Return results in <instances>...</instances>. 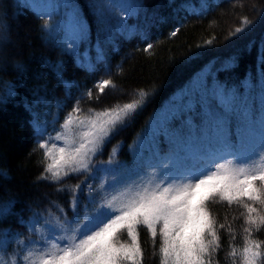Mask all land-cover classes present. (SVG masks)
Listing matches in <instances>:
<instances>
[{
  "label": "snow or ice",
  "instance_id": "6c2138e0",
  "mask_svg": "<svg viewBox=\"0 0 264 264\" xmlns=\"http://www.w3.org/2000/svg\"><path fill=\"white\" fill-rule=\"evenodd\" d=\"M28 6L38 19L45 20L42 28L51 40L59 32L49 23L53 11L67 9L68 20L60 45L76 57L78 67L95 71L91 57L80 55L81 44L91 37L82 9L74 0H60L56 4L50 0H30ZM88 7L101 25L107 23L108 12L119 9L118 30L135 35L134 26L126 21L136 16L144 5L90 0ZM250 23L244 18V26L237 27L233 35L245 31ZM178 31L179 28L173 30L171 35ZM7 33L8 25L0 18V41L7 40ZM152 47L148 44L144 50ZM103 58V48L97 42L96 61ZM237 62L236 56L227 57L216 71H231ZM260 62L264 65V54ZM45 63L53 67L66 95L70 96L74 82L63 79L62 62L54 66ZM17 68L22 70L21 65ZM200 84L195 102L199 106V122L191 115L194 108L191 104L165 117L159 132L166 140V150L160 148L153 133L151 156L138 154L132 167L120 164L116 146L106 161L99 157L111 137L126 127L143 107L147 97L144 90H138L139 99L102 110L90 108L84 112L77 100L59 130L55 123L65 105L57 102L54 134H49L47 121L40 124L39 115L34 112L36 105L48 103L37 89L32 104L26 103L25 107L35 117L34 134L47 136L38 143L45 160L39 178L56 185L58 192L71 193L73 215L70 219L56 201L40 213L33 212L27 220L16 214L27 235L0 230V264H144L142 230L159 264H212L214 254L221 247L218 227L225 228V224L217 226L210 208L217 203L243 209V246L231 248L232 264H237V259L239 264H264V242L253 238V232L264 228V67L255 84L248 80L246 94L219 80L210 88L203 79ZM109 86L115 87L111 79L95 85L100 93ZM257 86L259 109L251 95ZM5 87L0 104L17 95V85ZM86 95L91 98V90ZM139 143L142 146L143 141ZM0 174L3 179H10L7 170H0ZM82 174L98 179L95 184L85 185L86 202L81 206L84 182L75 187L61 182ZM16 202L10 200L0 205V220L11 213ZM228 230L235 239L231 226ZM12 240L16 247L9 251L7 246Z\"/></svg>",
  "mask_w": 264,
  "mask_h": 264
},
{
  "label": "trees",
  "instance_id": "16d2710c",
  "mask_svg": "<svg viewBox=\"0 0 264 264\" xmlns=\"http://www.w3.org/2000/svg\"><path fill=\"white\" fill-rule=\"evenodd\" d=\"M50 2L56 4L60 0ZM74 2L82 9L90 28L91 38L81 44L79 51L81 56H89L95 63L92 72L78 67L76 57L60 45L68 20L67 9L53 11L49 23L59 32L57 38L51 40L42 28L45 20L38 19L28 6L30 0H0V18L8 25L7 40L0 41V96L5 94L7 84L17 85V95L6 104H0V170H7L10 177L3 179L0 174V205L17 201L11 213L0 220V230L9 229L14 235H27L16 214L27 220L33 212L40 213L50 207L52 201L62 205L70 219L73 215L71 193L67 190L58 192L56 185L39 178L45 160L38 143L47 136L34 134L35 117L25 107L26 103L32 104L37 89L48 103L36 105L34 112L39 115L40 124L47 121L49 134H54L53 116L57 113V102L65 105L55 123L59 130L60 123L77 100L84 112L90 108L102 110L139 99L138 90H144L147 97L143 107L126 127L111 137L99 157L106 161L116 146L120 164L132 167L138 154L145 158L151 156L153 133L160 148L166 150V140L159 132L165 117L191 104L194 105L191 115L199 122V106L195 102L199 98L201 79L209 88L219 80L246 94L248 80L255 84L264 67L260 62V56L264 54V0H113V3H143L144 8L126 21L134 26L135 35L122 34L118 30L119 9L108 12L107 23L101 25L90 12V0ZM244 18L251 22L250 26L233 35L237 27L244 26ZM177 28L179 31L172 36ZM97 42L104 54L100 61H96ZM148 44L153 47L145 51ZM230 56L238 58L236 66L228 72L216 71ZM45 61L53 66L62 62L63 79L74 82L70 96L66 95L65 86L53 67ZM17 65H21L22 70ZM105 79H111L115 87L109 86L100 93L95 85ZM89 90L91 98L86 95ZM258 94L257 86L251 92L257 109ZM140 141H143L142 146ZM97 179L82 174L68 177L61 183L75 187L84 182L81 187L85 192L80 195L82 206L86 202L85 185L95 184ZM210 208L216 216L217 226L225 224L224 229L218 227L221 247L214 254L212 264H232L231 248L243 246V209L223 203L212 204ZM253 238L264 242V228L253 232ZM141 240L145 249L144 264H159L143 230ZM15 247L14 240L7 246L9 251Z\"/></svg>",
  "mask_w": 264,
  "mask_h": 264
}]
</instances>
